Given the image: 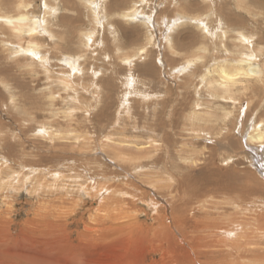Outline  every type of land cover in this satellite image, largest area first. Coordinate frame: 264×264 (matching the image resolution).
Listing matches in <instances>:
<instances>
[{
    "label": "rangeland",
    "instance_id": "rangeland-1",
    "mask_svg": "<svg viewBox=\"0 0 264 264\" xmlns=\"http://www.w3.org/2000/svg\"><path fill=\"white\" fill-rule=\"evenodd\" d=\"M118 1L0 0V16L27 13L37 33L0 24V257L16 247L33 256L15 264L149 263L174 206L187 232L236 230V243L206 233L213 262L264 263V138H245L264 131V77L246 78L236 103L209 83L241 54L264 63V0ZM112 140L121 160L107 155Z\"/></svg>",
    "mask_w": 264,
    "mask_h": 264
},
{
    "label": "bare ground",
    "instance_id": "bare-ground-1",
    "mask_svg": "<svg viewBox=\"0 0 264 264\" xmlns=\"http://www.w3.org/2000/svg\"><path fill=\"white\" fill-rule=\"evenodd\" d=\"M118 1V0H117ZM119 2V1H118ZM120 3V2H119ZM21 7H25V5L23 6L22 4L19 5ZM20 7V8H21ZM22 9V8H21ZM132 12V11H131ZM129 11V14L131 13ZM132 14V13H131ZM222 23V21H221ZM0 24L6 27L11 28V30H13V34L15 33V36L18 37H22L24 34H28L31 37L37 35V33H35V29L31 28V19L29 17V15H27V13H20L17 15H2L0 16ZM229 26V25H228ZM229 28V27H228ZM246 37V36H245ZM36 39V38H35ZM244 39V37H243ZM246 39V38H245ZM18 40V39H17ZM25 43V42H24ZM244 46V45H243ZM29 49L28 52L29 53H35L36 54V50H38L41 46L40 44L35 41L33 38L31 40L28 41V46ZM203 47V46H202ZM145 47L144 49H140V52L138 51V55H142V52H145ZM236 52V51H235ZM255 53V52H254ZM253 54V53H252ZM134 55V54H133ZM254 57L251 58V55H243L241 54L240 56V61H239V66L235 65H228V64H220V66H216L213 69V72H218L220 78L217 79H211V82L209 81V83L212 85L217 86L220 89V93H221V97L222 99H225V97L228 98V100L230 99L233 102H237L236 99H234L235 94L238 93L236 92V90L238 91H243V88H246V85H251L250 83H244L246 78H250V79H258V80H262V78L264 77V63H258L259 60H257V55L253 54ZM145 58V57H144ZM256 58V59H255ZM128 60V59H127ZM144 60V59H143ZM200 60V59H199ZM220 62V61H219ZM193 63V62H192ZM192 63H190L192 65ZM139 64V63H137ZM210 69V68H209ZM210 71H206L205 73V77H207L208 74H210ZM214 75H211V77ZM207 79V78H206ZM239 84H244V86L240 87V88H236ZM248 86V88H249ZM99 90V89H98ZM243 93V92H241ZM145 96V95H144ZM143 96V97H144ZM225 96V97H223ZM201 103L199 104L198 107H200ZM53 106V105H52ZM200 109V108H198ZM197 109V110H198ZM229 113V112H228ZM200 115V111H194L193 113H191L190 119L195 121L198 119ZM209 116H211V113H208ZM212 117V116H211ZM210 117V118H211ZM226 118V117H225ZM223 120V119H222ZM260 122V121H259ZM262 122L254 124L251 126V130H249L245 136L246 141L247 142H251V143H259L262 144L263 143V138H264V131H262L261 128ZM78 138V137H77ZM86 138V137H85ZM106 138V136H105ZM111 139V137H109ZM154 143L152 145H155L157 143L156 139H151ZM127 141L122 140L121 143H125ZM139 143V142H138ZM130 144V143H129ZM134 144V143H132ZM143 144V143H142ZM128 145V144H127ZM125 145V146H127ZM256 145V144H255ZM107 146H109L107 155L114 157V160H117L120 157H122V154L125 153V149L123 148L122 145H120V143L112 140L110 141V143L107 144ZM136 146V145H135ZM129 148H131L130 146H128ZM139 147V146H138ZM196 150V149H195ZM132 151H138V153H140L142 150L140 149H132ZM132 152V153H133ZM143 152V151H142ZM260 152V151H259ZM117 153V154H116ZM137 152L135 153L136 156L139 155ZM144 153L145 150H144ZM150 153V151H149ZM148 154V153H146ZM142 155V154H141ZM153 155V154H151ZM104 156H106V152H104ZM135 156V157H136ZM147 156V155H146ZM134 157V156H133ZM149 157V156H147ZM190 157V156H189ZM256 158L257 161V169L260 168V170L262 169L264 171V152L263 150H261V153L259 154H255L254 156ZM139 158V157H138ZM123 159V158H122ZM128 159V158H126ZM149 159V158H148ZM121 160V158L119 159ZM131 160V159H130ZM141 160V159H140ZM5 161V159H4ZM128 162V161H127ZM131 162V161H130ZM33 167V166H32ZM33 169V168H32ZM37 171V169H35ZM30 171V170H29ZM34 171V169H33ZM35 171V172H36ZM39 171V170H38ZM34 173V172H33ZM24 175V173H23ZM153 175V174H152ZM232 175V174H231ZM18 176V175H16ZM5 177V176H4ZM29 177V176H28ZM99 177V176H98ZM13 179V178H12ZM159 179V178H158ZM230 179V178H229ZM228 179V180H229ZM235 179V178H234ZM233 179V180H234ZM7 180V179H6ZM193 180V179H192ZM28 183V182H26ZM151 183V182H150ZM157 183V182H156ZM155 183V184H156ZM220 183V182H219ZM218 183V184H219ZM227 183V182H226ZM234 182H232L233 184ZM30 184V183H29ZM159 184V183H158ZM229 184V183H227ZM231 184V183H230ZM229 184V185H230ZM231 184V185H232ZM236 184V183H235ZM220 185V184H219ZM224 185V183H223ZM251 185V184H250ZM102 186V185H101ZM150 186V185H149ZM214 186V185H213ZM237 186V185H236ZM235 186V189H236ZM240 186V185H239ZM242 186V185H241ZM4 187V186H3ZM153 187H157V184L154 185ZM227 187V186H226ZM231 187V186H230ZM234 187V185H233ZM251 187V186H250ZM150 188V187H149ZM249 188V187H247ZM107 188L102 187L101 188V192L97 193V196H95L96 199L99 200V197L102 196ZM225 189V188H224ZM239 189V188H238ZM231 190V189H230ZM232 190H234L232 188ZM237 190V189H236ZM107 191V190H106ZM238 191V190H237ZM243 194V193H242ZM99 196V197H98ZM236 198V197H235ZM235 200V199H234ZM102 202H108L107 199H102ZM201 202V201H200ZM165 203L168 206V202L165 201ZM61 204V203H60ZM197 205V204H196ZM206 205V204H205ZM77 206H79V203H77ZM165 205V208L167 207ZM171 206V205H170ZM169 206V207H170ZM41 208V207H40ZM75 208V207H74ZM151 211L153 209H155L154 206L151 205L150 207ZM174 206H172V210L171 213H167L164 212V214H162V225H163V230L159 231L157 227H155L154 232L157 233V238L154 237L156 240L155 242L152 241L148 243V245L152 248L150 254L155 255L159 254L160 257L159 259L155 260H151V262L149 263H144V261H141L140 258L138 259V257L136 259H127V261L125 263L121 262L118 264H225V262L222 260H218L216 262H213L212 259H210V255L211 252L208 250L213 244H210L209 242L212 241V239L207 242V238L208 236H206V233H208V231H210V234H217L219 233V236H221V234L227 239L226 241H229V239H231L232 241L235 240L238 236L236 235V230H224L221 231L219 227L213 225V226H209V227H199V223H196L192 226L190 232H187V229L189 228L188 225H184L183 223L180 222L181 218L178 217V214L181 217H184L185 215H183V213H181L182 211H178L177 213V209L175 208L173 210ZM42 210V208H41ZM176 210V211H175ZM195 211V210H194ZM75 212V211H74ZM73 212V213H74ZM196 212V211H195ZM167 213V214H166ZM241 213V212H240ZM6 214V213H5ZM35 214V213H34ZM55 215V214H54ZM53 215V217H54ZM45 216V215H44ZM161 217V216H160ZM189 218V217H188ZM39 219V218H37ZM46 219V218H45ZM47 219H49L47 217ZM186 219V218H185ZM41 220V218H40ZM58 220V219H57ZM169 220L171 222V224H167L165 223V221ZM255 220V219H254ZM3 221V220H2ZM52 221V220H51ZM164 221V222H163ZM188 221V219H187ZM222 221V220H221ZM54 222V221H53ZM51 222V223H53ZM214 222V221H213ZM233 222V221H232ZM39 223V221H38ZM42 223V222H41ZM49 223V222H48ZM208 222H206L207 225ZM210 223V222H209ZM54 224V223H53ZM216 224V223H215ZM47 225V224H46ZM52 225V224H51ZM51 225H49V227H51ZM36 226V225H35ZM48 226V225H47ZM55 228L58 227V225L56 226V223L54 224ZM157 226V225H156ZM201 226V225H200ZM53 227V225H52ZM222 227V226H221ZM240 227V225H239ZM233 228V227H232ZM231 228V229H232ZM241 228V227H240ZM226 229V228H225ZM249 229V228H248ZM261 231H263L262 229H259ZM151 231V230H150ZM242 231V230H241ZM153 232V229H152ZM178 232L181 236L180 237H176L174 234ZM188 233H190L192 236H188ZM221 233V234H220ZM170 234L173 235V238H170ZM241 234V233H240ZM249 234V233H247ZM177 235V234H176ZM263 235V234H262ZM206 236V237H205ZM240 236V235H239ZM168 237V239H167ZM218 238V235L216 236ZM243 237V236H242ZM161 238V239H160ZM240 239V237H239ZM214 240V239H213ZM230 240V241H231ZM246 240V238H245ZM23 241V240H22ZM21 241V242H22ZM147 242V241H146ZM234 242V241H233ZM236 243V242H234ZM219 244V243H218ZM222 244V243H221ZM136 245V244H135ZM145 245V243H144ZM215 245V244H214ZM140 247V246H139ZM216 247V246H215ZM219 247H223V246H219ZM25 249L27 250H31L33 249V245H28L24 246ZM147 249V245L146 246H142L141 250H145ZM218 249V248H216ZM230 249V248H229ZM208 250V251H207ZM231 250V249H230ZM225 251V250H224ZM245 251V250H244ZM14 252L16 253L17 257H6L5 255H3L2 257H0L1 260H4L5 258L16 260V261H22L24 258L28 259L29 262H32V253L27 254L25 257H22V255L24 254V250H20L17 249L16 247L14 248ZM27 252V251H26ZM58 253L61 254H65L67 253L69 258L71 260H78V254L73 250V248H61L58 250ZM225 253V252H224ZM141 254V253H140ZM215 255V254H214ZM235 255V254H234ZM218 257V256H217ZM222 258V256H221ZM112 259V258H111ZM214 259V258H213ZM218 259V258H217ZM110 260V259H108ZM107 260V261H108ZM106 261V260H105ZM106 263V262H105ZM239 263V262H238ZM0 264H5V263H0ZM12 264H15L12 262ZM48 264H72L70 263L68 260H61V261H55V262H51ZM79 264H85V262L82 260L80 261ZM106 264H110L109 262ZM237 264V262H236ZM240 264V263H239ZM242 264V263H241ZM264 264V263H262Z\"/></svg>",
    "mask_w": 264,
    "mask_h": 264
},
{
    "label": "snow or ice",
    "instance_id": "snow-or-ice-1",
    "mask_svg": "<svg viewBox=\"0 0 264 264\" xmlns=\"http://www.w3.org/2000/svg\"><path fill=\"white\" fill-rule=\"evenodd\" d=\"M205 30H207V29H205ZM32 55H35V53H32ZM39 57L37 56V59H38ZM105 58H107V57H105ZM125 63H128L127 61H125ZM96 76H99L100 74L99 73H94Z\"/></svg>",
    "mask_w": 264,
    "mask_h": 264
}]
</instances>
